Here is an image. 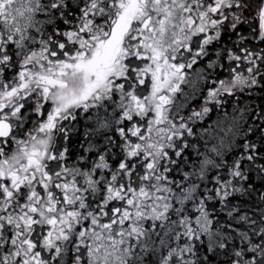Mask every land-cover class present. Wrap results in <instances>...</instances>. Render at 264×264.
<instances>
[{"label": "trees", "instance_id": "1", "mask_svg": "<svg viewBox=\"0 0 264 264\" xmlns=\"http://www.w3.org/2000/svg\"><path fill=\"white\" fill-rule=\"evenodd\" d=\"M91 1L65 0L67 12L63 7L50 11L61 17L47 12L50 22L36 29L17 34L9 30L6 36L1 31L0 44L6 47L0 50V90L18 81L36 51L53 58L54 52L69 50V33L80 30L89 35L90 29L95 30L104 20L108 26L115 22V16L102 19L97 15L107 12L106 0H96L103 5L101 11L97 7L91 11ZM263 2H236L227 19L217 21L221 20L208 46L197 53L198 61L210 63H204V69L194 75L201 82L193 89L185 84L188 90L169 94V101H161L168 110L176 107L178 94L192 99V106L184 110L196 115L197 121L190 123V128L185 123L183 139L174 136L160 148H148L144 141L151 132L150 126L140 127L143 117L132 113V117L125 115L114 123L107 118V110L90 103L89 107L99 110L98 115L94 110L86 116L73 114L61 131L52 132V151L61 157L48 164V174L53 176V167L58 164L55 172L65 173L71 186L78 189L74 214L86 216L74 227V235L85 229L104 244L121 243L122 264H264V37L255 13ZM82 15L85 17L80 18ZM67 24L70 28L65 31ZM50 26L57 33L49 30ZM0 28L5 29L3 22ZM132 76L134 84L126 81L129 86L121 93H141L148 105L145 88L151 81L139 84L138 76ZM174 116L170 117L175 120ZM92 122L96 123L93 128ZM102 126L107 128L104 133L99 131ZM221 127L223 132H219ZM215 151L219 155L215 156ZM50 176L45 175L44 181ZM51 189L58 188L53 185ZM14 206L26 211L21 203ZM25 222L27 225L28 220ZM26 227L22 224L20 228V243L13 241L11 246L23 249L24 239H31L35 256L43 247L48 259L52 251L58 252L54 264L62 260L61 255L63 264H90L81 252L85 246L74 247L79 238L72 240L67 252L55 248L49 252L40 241L43 231L39 237L32 231L31 237ZM29 227L42 229L34 224ZM86 245L89 249L90 238Z\"/></svg>", "mask_w": 264, "mask_h": 264}, {"label": "rangeland", "instance_id": "2", "mask_svg": "<svg viewBox=\"0 0 264 264\" xmlns=\"http://www.w3.org/2000/svg\"><path fill=\"white\" fill-rule=\"evenodd\" d=\"M85 1L88 4V0ZM243 1L232 0V5L230 3L227 9L233 10V5L236 2L243 3ZM53 2L56 3L54 0H0V24L3 22L7 31L10 30L14 34L22 33L33 27L36 29V27L44 24V20L47 19V12L49 13L48 9ZM193 2L195 3L194 0L187 2L185 0H114L113 2L112 0H106L107 12H97V15H101L102 19H105L106 15L111 18L115 16V22L111 23V26H108L109 23L104 20L95 30L90 29L91 34L89 35L80 30L77 31V34L69 33L67 36L69 50L62 53L54 50L56 51L53 53L54 59L49 53L36 51L29 68L22 70L18 81L7 84L0 90V109L5 105L11 106L9 113L0 111L1 113L12 115L17 100L23 94L36 89L34 96L31 95L30 98L34 97L41 104L43 98L47 95L46 102L49 103V106L46 114L50 115L44 122L42 119L35 120L34 127H36V124H38V127L30 132L31 134L24 133L26 139L23 143L19 146H13L15 148L13 154L6 157L3 154L4 158L0 160V184H6L5 189L0 190L1 201H3V204L0 205V220L8 222L11 227L19 223L25 224L27 226L25 232L30 234L31 237L33 236L32 231L35 232V237H39V232L43 231L44 236L40 241L47 246L49 252L53 248L61 253L67 252L70 249L72 240L79 238L80 241H75L77 244L74 247L79 249L78 245L85 246L81 252L90 264H121L123 251L120 248L121 244L117 241L114 244L111 242L112 245L109 246L107 243L101 242L98 237L95 238L90 232L87 231L86 234L85 229L78 236L74 235V227L76 224L84 222L86 216L82 215L81 217L74 214L75 211L72 209L78 204V189L71 186L70 179L65 173L55 172L58 164L53 167L55 171L53 172L54 175L50 176L51 179L44 181L45 171L48 172L49 168L46 159L53 158L52 154L49 153L52 150L51 147L54 141L51 132L54 128V122L51 117L60 112L71 111L72 105L74 106L78 101H83L85 104L90 103L95 107L100 106L102 111L107 110V118L114 123L121 120L124 115L132 117V113H137L141 118L143 117L144 122L140 127L143 128V125H145L146 129L150 126L151 132L149 139L143 140L144 145L148 148H160L169 142L168 139L174 136L183 139L185 123H187L186 127L190 128V123L197 120L196 115L187 113L184 110V108L192 106V99H187L184 94L182 96L178 94L176 107H168L167 110L162 106L164 103L161 102L160 95L163 93V89H169L170 94L181 91L176 85L180 83L182 77L174 64L184 52L183 46L193 45L196 50L195 58L196 60L199 59L197 58V51L202 49L205 39L208 38L201 35L200 32L207 29L212 32L217 24L219 26L221 22L220 20L217 23L219 14L213 13L209 9L204 15H201L200 9L188 7ZM90 3H92L91 11H94L96 7L100 11L101 7L103 8L100 1L93 0ZM61 7L63 5L58 8ZM186 11L190 13L186 14ZM262 12L263 5L261 8H257L255 12L258 13L260 24ZM54 15L61 17V14L57 12H54ZM88 15L86 14L87 17ZM149 16L152 17V20L145 28L144 23ZM122 18H130V29L125 44L121 53L118 52V59L104 65L99 62L98 58L103 54L116 24ZM225 19L227 18H222V21ZM191 26L189 36L182 41L180 37L182 31L188 30ZM192 34H194L193 37ZM196 35L199 37L196 38ZM62 39L65 42L66 32L63 34ZM51 40H53V37H51ZM62 44L57 42L60 47ZM182 50L183 52H181ZM27 56L31 57L29 53ZM202 56L200 57L202 58ZM122 61L128 62L131 69H135L136 72L139 71L140 81L147 80L150 82L152 79V82H154V90L153 88L150 90V83L145 88L148 94V105L144 103L141 93L137 95L132 91L130 94L124 95L121 90L116 89V85L120 82L119 79L125 76ZM147 61H151V63ZM152 65H155V67L152 68ZM144 71L150 74L147 76ZM133 77L135 76H131L132 79ZM141 77H145V79H141ZM191 79L186 82L188 89H193L201 82V78H197V75H192ZM36 85H39V87H36ZM125 96L127 100H125ZM131 97L135 99H130ZM1 101L4 102L1 103ZM97 111L99 110H94V113L98 115ZM171 114H175V120L170 117ZM99 117H103V113ZM16 124L17 131L24 130L17 120ZM94 124L96 125L95 122H92L90 126L93 128ZM104 129L107 128H100L99 131L104 133ZM219 132H223L222 127L219 128ZM30 140L32 141L29 144L25 143ZM217 155L219 153L215 151V156ZM58 157H61V154H56V159ZM39 161L42 162V169ZM22 165L24 166L23 169ZM27 169H33L37 173V180L36 175L34 177L33 173L30 174L36 180L33 184L24 183L26 177L24 175ZM28 178L27 181L30 180V177ZM53 185L54 188L57 186L56 191L51 189ZM15 202L25 205L26 211L23 212L21 208L20 212H14ZM5 208H10V212L2 218L4 212H6ZM27 220L28 222L38 220L46 223L47 226H51L47 229L42 228L35 231V229L32 230L29 227L28 223L26 225L25 221ZM80 220L83 221L79 222ZM4 226L5 224H0V227L4 228ZM13 232H19V230L7 227L5 234L0 232V235L4 236V247L7 238L12 237ZM85 234L87 239L92 240L89 249L86 245L88 240H85ZM25 239L23 249H18L20 248L19 245L8 248L10 256L11 252L21 253L20 264H42L38 261L39 259L42 261L48 259V254L43 247L38 250V256H35L31 252V239L28 241ZM67 246L69 248L66 250ZM1 250L0 247V252ZM57 253L52 251L53 255L50 257L51 254H49L50 258L47 263L54 264V258L59 257ZM60 258L62 260H59L58 264H63V255Z\"/></svg>", "mask_w": 264, "mask_h": 264}, {"label": "flooded vegetation", "instance_id": "3", "mask_svg": "<svg viewBox=\"0 0 264 264\" xmlns=\"http://www.w3.org/2000/svg\"><path fill=\"white\" fill-rule=\"evenodd\" d=\"M56 3H52L53 9H48L49 10V15L53 16L54 12H50V11H55L57 10L58 7H60L61 5H63L64 10L67 12V10H69V7L67 6L65 0H54ZM190 1V0H185ZM196 1L195 3L193 2V4L191 6L188 5V7L190 8H195V9H200L201 11V15H204L206 11H213V13H217L219 14V16L217 17L218 19H222L225 18L226 16H229L231 9H227L229 8L228 5L230 3H232V0H194ZM199 2V3H198ZM57 6V8L55 9V7ZM86 6V5H85ZM209 9V10H208ZM190 13L189 11H186V14ZM47 16V15H46ZM217 16V15H215ZM65 17H67V15H65ZM81 17H85L84 15L80 16ZM71 18V17H70ZM130 20V18H128ZM50 19H46L44 20V24L49 21ZM152 20V17L149 16L147 18V24L145 25L144 23V27H148V25L150 24ZM55 26V24H54ZM5 29L0 28V32L2 31V36H6L7 35V29L6 26H4ZM70 28V26L67 24L65 31H68ZM190 29H192V26L188 29V30H184L182 31L180 37L181 40L184 41L185 37H188L190 34ZM49 30H52L53 32L57 33L56 28L53 26L49 27ZM129 32V31H128ZM215 31L211 30L209 31V29H207L206 31L200 32L201 35H205L206 37H208L207 39H205L203 45H202V49L197 51V53L201 54L203 48L205 47V45L208 46L209 42L211 41V36L213 35ZM59 33V32H58ZM128 34V33H127ZM127 34L125 35L123 44L121 46V50L123 48V45L125 44V40L127 37ZM194 36V34H192V37ZM196 38L199 37L198 35L195 36ZM55 45H57V42L55 41ZM62 47H64L63 45H61ZM6 47L5 44H0V50H3ZM184 52L183 50L181 52H183L180 57L179 60L174 64V66L176 67L179 75L182 77L181 81L179 84L176 85V87H178L181 91L184 90L185 88V84L188 80H191L192 75L194 76L195 73H198L200 70L204 69V63H207L208 65H210L209 61L208 62H204V61H198L195 58V48L193 45H184L183 46ZM120 50V53H121ZM118 53V52H117ZM116 53V54H117ZM118 55H115L113 59L115 62L118 59ZM103 54L98 58L99 62H101L103 64V62H105L103 59ZM148 63H151V61H147ZM123 65H124V69H125V76L123 78H120L119 80L121 81L120 84L117 85L116 89L119 91H126L127 86H129V83H126V81H129L132 83V78L131 76L133 74H135V69H131L130 64L125 61H122ZM178 63V65H177ZM152 68L155 67V65L151 66ZM158 67V66H157ZM132 71V72H131ZM141 71V70H140ZM133 73V74H132ZM138 72H136L135 75L138 76ZM144 73L148 76L150 73H148L147 71H144ZM192 74V75H190ZM139 78V77H138ZM141 79H145V77H141ZM118 80V79H117ZM139 81L140 82H145V81ZM151 83L154 86V82H152L151 79ZM150 86V89L153 88V86ZM169 88V87H168ZM36 89L31 90L30 92L23 94L16 103V108L12 111V115L10 114L9 116V111L11 110V106L9 105H5V107H3L2 109H0V111H4V112H8L7 114L1 113L0 112V122L1 121H6L9 122L12 126V134L8 139H1L0 140V160H2L4 158L3 154L6 156H11L14 152V147L13 146H19L20 144L23 143V141L26 139V136L24 135V133H30L33 132L37 127L38 124H36V127H34V124L36 123L35 120H40L42 119V121L44 122L46 120V118H49L50 115L46 114L47 111V107L49 106V103L46 102L47 100V95L43 98V103H39L37 100H35L34 97L30 98L31 95L34 96L33 94L35 93ZM164 92V97H166L168 95V93L170 92L169 89H163ZM163 96V93L162 95ZM74 109V111H73ZM94 108L93 107H89V103H84L83 101H78L74 104V106L72 105V110L71 111H64V112H60L56 115H54L52 118L53 122H54V128L51 130V132H55V131H61L63 124L68 121V120H72L73 118V114L74 115H83L86 116L87 113L89 112H93ZM79 112V113H78ZM12 116V117H11ZM16 120L21 124V126L24 128V130L21 131H17V124H16ZM31 134V133H30ZM53 135L55 133H52ZM32 140L30 141H26V144H29ZM51 149L53 150V146L51 147ZM50 151L53 158H47V163L49 164L50 162H53L56 158V154L53 151ZM49 152V153H50ZM20 159V158H19ZM40 162V168L42 167L41 164L42 162ZM23 165H22V169H23ZM49 167V166H48ZM46 172V176L49 177L50 175L48 174L47 171ZM33 173L34 177L36 175V172L32 169H27L25 171V175L26 176L24 178V183L27 184H33L35 178L31 177L30 174ZM30 177V180L27 181V178ZM29 179V178H28ZM1 188L0 190H4L6 187V184H0ZM3 201H1V197H0V205L2 204ZM13 208L15 209L14 212H20L21 208L18 206H13ZM6 212L5 213H9L10 212V208H5ZM2 216V218H4L5 216ZM1 218V219H2ZM29 225L34 224L37 227H42L44 229H47L48 227L50 228V226H47L46 223L44 222H40V221H32V222H27ZM0 224H5L4 228L0 227V232H2L3 234H5V230L7 227H10L12 229H18L19 232H13V236L12 237H8L7 238V242H6V246L4 247L3 244V239L4 236L0 235V247L2 248L1 252H0V264H20V260L22 259V254L19 252H11V256L9 255V251L8 248L11 247V243L14 241L15 243H20V238L19 236H15V235H19L20 233V228L22 226L23 223H19V224H15L14 226L11 227V225H9L8 222H5L4 220H0ZM47 233V231L45 232V234ZM11 240V241H9ZM49 259H45V261H41V259H39L38 261L41 262L42 264H49L47 263Z\"/></svg>", "mask_w": 264, "mask_h": 264}, {"label": "water", "instance_id": "4", "mask_svg": "<svg viewBox=\"0 0 264 264\" xmlns=\"http://www.w3.org/2000/svg\"><path fill=\"white\" fill-rule=\"evenodd\" d=\"M262 33L264 36V2H263V19H262ZM129 27V21L126 18H123L116 28L113 30L111 37L106 45L104 50V60L111 61L118 48L122 45L124 40V35ZM12 134V126L9 122L1 121L0 122V139H7Z\"/></svg>", "mask_w": 264, "mask_h": 264}, {"label": "bare ground", "instance_id": "5", "mask_svg": "<svg viewBox=\"0 0 264 264\" xmlns=\"http://www.w3.org/2000/svg\"><path fill=\"white\" fill-rule=\"evenodd\" d=\"M196 2V1H195ZM199 3V2H198ZM59 11V10H58ZM45 14V13H44ZM197 16V15H196ZM230 67V66H229ZM210 83V82H209ZM209 86V85H208ZM199 94V93H198ZM208 95V94H207ZM146 98V97H145ZM237 99V98H236ZM130 105V104H129ZM129 107V106H128ZM130 110V109H129ZM127 111V110H126ZM125 116V115H124ZM188 117V116H187ZM187 119V118H186ZM197 121V120H196ZM102 127H104V126H102ZM67 129V128H66ZM68 131V130H67ZM92 138V137H91ZM121 138V137H120ZM122 147H124V146H122ZM118 152V151H117ZM82 158V157H81ZM91 160V159H90ZM80 162V161H79ZM89 163V162H88ZM174 163V162H173ZM71 165V164H70ZM172 165V164H171ZM206 166V165H205ZM76 167V166H75ZM105 168H107L106 166H105ZM75 169V168H74ZM96 169V168H95ZM169 169V168H168ZM105 171V170H104ZM81 172H82V170H81ZM92 172V171H91ZM79 173V172H78ZM176 174V173H175ZM95 175V174H94ZM134 176V175H133ZM126 177H127V175H126ZM81 178H82V175H81ZM135 178V177H134ZM128 179V178H127ZM126 179V180H127ZM171 180V179H170ZM95 181V180H94ZM131 181H133V180H131ZM101 182V181H100ZM152 182V181H151ZM95 183V182H94ZM102 184H103V182H102ZM120 185V184H119ZM102 186V185H101ZM93 188V187H92ZM166 192H167V190H166ZM88 193V192H87ZM99 193V192H98ZM173 193V192H172ZM130 194V193H129ZM92 195V194H91ZM167 195V194H166ZM93 196V195H92ZM169 196V195H168ZM200 201V200H199ZM140 203V202H139ZM138 206V205H137ZM138 210V209H137ZM136 210H134V212H135ZM119 212V211H118ZM116 213V212H115ZM137 213V212H136ZM136 213H135V215H136ZM128 214V213H127ZM185 215V214H184ZM134 216V215H133ZM173 216V215H172ZM82 217V216H81ZM174 218V217H173ZM181 220V219H180ZM178 221V220H177ZM135 222V221H134ZM179 222V221H178ZM183 223V222H182ZM144 225V224H143ZM179 225H180V223H179ZM143 227V226H142ZM179 228V227H178ZM125 229V228H124ZM121 230V229H120ZM146 230V229H145ZM126 231V230H125ZM72 232V231H71ZM74 232V231H73ZM119 233V232H118ZM123 233V232H122ZM166 233V232H165ZM108 234V233H107ZM120 235H121V233H119ZM72 235V234H71ZM76 235V234H75ZM118 236V235H117ZM162 236V235H161ZM131 237V236H130ZM142 238V237H141ZM170 238V237H169ZM65 239H67V238H65ZM69 239V238H68ZM118 239V238H117ZM116 239V240H117ZM88 240V239H87ZM112 240V239H111ZM9 241H11V240H9ZM92 241V240H91ZM114 241V240H113ZM164 241V240H163ZM7 242V241H6ZM137 242V241H136ZM140 242V241H139ZM160 243V242H159ZM100 244V243H99ZM121 244V243H120ZM131 244V243H130ZM151 244V243H150ZM89 245H90V243H89ZM134 245V244H133ZM139 245V244H138ZM159 245V244H158ZM157 245V246H158ZM163 245V244H162ZM83 246V245H82ZM101 246V245H100ZM110 246V245H109ZM116 246V245H115ZM96 247V246H95ZM98 247V246H97ZM102 247V246H101ZM161 247V246H160ZM121 248V247H120ZM166 248H167V246H166ZM50 249H52V248H50ZM118 249V248H117ZM138 249V248H137ZM180 249V248H179ZM107 250V249H106ZM76 251V250H75ZM89 251V250H88ZM98 251V250H97ZM95 252V251H94ZM110 252V251H109ZM138 252V251H137ZM143 252H144V250H143ZM151 252V251H150ZM156 252H158V251H156ZM100 253V252H99ZM115 253V252H114ZM149 253V252H148ZM93 254V253H92ZM96 254V253H95ZM98 255V254H97ZM150 255V254H149ZM113 256V255H112ZM119 256V255H118ZM126 256V255H125ZM135 259V258H134ZM93 260V259H92ZM100 260V259H99ZM126 260V259H125ZM131 260V259H130ZM134 261V260H133ZM66 262V261H65ZM95 262V261H94ZM136 262V261H135ZM127 263V262H126ZM80 264V263H79ZM122 264V263H121Z\"/></svg>", "mask_w": 264, "mask_h": 264}]
</instances>
